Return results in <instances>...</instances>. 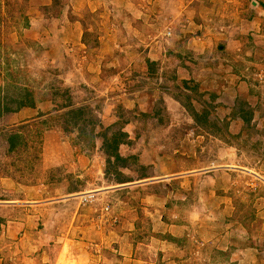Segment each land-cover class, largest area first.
Listing matches in <instances>:
<instances>
[{
  "label": "rangeland",
  "instance_id": "rangeland-1",
  "mask_svg": "<svg viewBox=\"0 0 264 264\" xmlns=\"http://www.w3.org/2000/svg\"><path fill=\"white\" fill-rule=\"evenodd\" d=\"M70 1L0 0V207L26 203L22 210L36 216L21 241L15 231L22 248L31 241L26 262L18 245L3 250V260L31 264L34 255L53 263L46 219L52 230L59 220L57 231L102 219L146 230L150 217L152 226L184 225L174 238L182 242L175 264H264V0H125L127 19L140 21L116 23L110 40L97 39L100 30L109 37L98 24L106 0H80L82 11L65 12ZM60 17H80L94 36L66 38L61 24H51ZM187 96L196 111L209 109V121H227V135L199 128L183 106ZM237 98L253 112L249 125L238 117ZM79 106L95 116L93 145L77 128L62 130L58 116ZM117 130L128 135L119 153L148 166L159 184L139 185L133 168L121 170L130 183L105 177L101 135ZM13 132L20 143L9 153L5 138ZM22 214L0 215V242L13 241L5 221L27 225ZM87 242L75 251L94 259L102 247Z\"/></svg>",
  "mask_w": 264,
  "mask_h": 264
},
{
  "label": "crops",
  "instance_id": "crops-1",
  "mask_svg": "<svg viewBox=\"0 0 264 264\" xmlns=\"http://www.w3.org/2000/svg\"><path fill=\"white\" fill-rule=\"evenodd\" d=\"M44 1L46 5H49L51 3V0H44ZM84 1L71 0L70 1L71 6L70 5L67 6L66 7L67 9H65V12H67V10H69L70 7H72V9L75 11H79V12L82 11L84 9L82 8V2ZM114 1L117 2V4L112 5V6H110L109 0H106L105 4L101 3L102 16H101L100 23L98 24L103 25L104 32L105 34L109 35V37H106V35L101 36L103 31L100 30V32L97 33V35L99 36L97 39L105 40V38H107V40H110L113 35L116 36L114 33H112L111 28L114 26L115 28H117V26H120V25H115L116 23L119 24L120 21H123L125 24H131V23L140 21V19H138L139 17L137 15L135 16V14L133 18L129 17L130 19H127V17L125 16V11L127 10L125 9H128V8H127V2H124L125 0H117V1L114 0ZM93 5L94 3H92L91 6L89 5L88 8L93 9ZM135 10L136 8L134 9L133 13H135ZM42 20L44 21V19ZM42 20L39 22L41 27L43 23ZM47 21L48 20L46 19V22ZM54 23L61 24V27H60L61 29L59 30L61 33L59 34H62L63 30L66 31L67 34H69L66 36V38H69L70 36H72L73 39L81 40L82 38H84L85 35L91 38L94 36V34H91L93 27L89 26L90 24H88V26L87 25L84 26L83 21L80 19V17L74 18L73 20H69L68 17L67 18L60 17V19L54 18L51 24H54ZM84 53L89 56L88 49L84 51ZM87 55L85 56V59L88 60L90 59V57H87ZM167 102L170 104V101L167 100ZM150 181H151L150 178H148V180L144 179L143 181L139 182V185L146 184L148 186V183L149 184L152 183ZM171 181L173 182L174 180H170V182ZM170 182L169 180L162 181V183H170ZM76 192L77 191H71V193L67 192L66 195L76 194ZM64 197L62 199H68ZM75 197L77 196L75 195ZM146 198L150 199L151 197H146ZM184 199L185 198L181 196V200L184 201ZM59 200H61V198L55 199V200L48 199V201H44L43 203L54 201V203L59 204L58 202ZM5 205L6 204L0 207V208H5V210L0 209L2 210L0 212V215L2 214V217H4V213L8 211H11V212L14 211L15 213L23 212L24 217L26 218L25 221H27L30 218L36 217L35 214L31 212V210L30 211L26 209L22 210L23 208L21 207H26L27 206L26 203H24V205H19L13 202V203H8L6 206ZM172 211L175 212L176 210L173 209ZM152 212L153 210L152 208H150L151 216L153 215ZM62 213L64 212L61 211V212H57L56 214H59L60 216L62 215ZM72 216L73 214L70 215V217ZM43 217H46V216H43ZM62 217H64V215H62ZM53 218L55 219V222H53V227H55V229L54 230L51 229L52 227L50 224L51 220H48V219H46V224L44 225L45 227L43 229V233L44 234L47 233V236H51V235L54 236V237L51 236L52 237L51 241L54 242L55 244L54 246L55 252L53 255L54 259L51 260L53 262L51 264H175V262H177L176 260L181 255L180 248L182 247L181 245L182 242L181 241L179 242V240H174V238L179 237V231H182L179 229L181 227H184V225L181 226L180 224H177L178 222H175V221H171L170 223H166L164 221H158L157 226H152V219L148 217L145 224L147 225L150 224V225L148 227L144 226V227H147V229L144 230V232H142L143 230L139 227V225L141 224L135 223V222L126 223V221L123 222V219H121L122 221L119 224H115V225L112 224L113 226L105 225L106 222L103 221L102 219L100 223L97 221V223L95 222L89 225L82 224L80 227L78 224H76L75 226H72V224H70V226L67 227L68 228L67 230L66 229L64 230L61 227L60 228L61 230L57 231L56 229H58L59 220L56 217H53ZM116 220L117 219H113V222H116ZM13 221L14 222H12V224H10V222L5 221L7 223L6 225L8 229L7 236H5V238L9 240H13L12 241L13 245H11L12 242L8 243V241H5V243L0 242V264H8L7 261L3 260V256L7 255V254H3L4 253L3 250L5 249L10 250L11 248H14L15 245H18L16 246L17 251H15V254H19V253L22 254V256L19 257V260L22 257H24L23 254H30V252H28L29 250H26V249L29 247L28 244L31 241L29 240L27 242V246L24 249L22 248L23 243L20 244L17 241V236L15 235L16 230H21V235H20L21 238L18 239L19 241H21L22 235L23 237H25L30 232L29 230L28 231L26 230V227L27 229L29 227L28 226L29 221H27L26 226H24L25 225L24 223L19 224L17 221L15 220ZM140 223H144L142 219L140 220ZM124 224H127V226L128 225L129 226L126 228ZM77 232L81 233L83 236L81 235L79 236ZM1 233L3 234V232ZM67 233L70 234L69 239H65L66 236L64 237V235ZM2 239H3V236H0V241ZM79 239H86V241L84 243L82 242V240L80 241ZM87 240H94L96 247L98 244L100 246V247L98 246L99 248L102 247L104 249L103 250L101 248V252L99 253V248H97L96 252H98L99 254L97 256L93 255L94 259H92V257L89 258L88 255L85 256L86 257L85 259H83L84 253L88 254L87 251L85 250L82 251L81 254H79L78 251H75V248L77 247L85 248L88 245ZM64 246H68L70 250L68 253L69 256H64L62 254V250ZM32 256L26 258L27 260L31 261V264H47L48 263V260L44 259L41 262V259L39 260L35 257L34 259H32ZM160 258H163V259L160 260ZM165 260L167 261L165 262ZM23 261H25V259H23ZM14 263L19 264L16 262ZM26 264H30V263H26Z\"/></svg>",
  "mask_w": 264,
  "mask_h": 264
},
{
  "label": "trees",
  "instance_id": "trees-1",
  "mask_svg": "<svg viewBox=\"0 0 264 264\" xmlns=\"http://www.w3.org/2000/svg\"><path fill=\"white\" fill-rule=\"evenodd\" d=\"M152 66L153 64H149V66ZM188 88V86H187ZM190 89V88H189ZM196 91V86L192 88V92ZM177 101H179L178 97L175 96ZM191 99L190 96L186 97V102H183V106L193 119L196 125H198L199 128L205 130L209 134L213 135H227L228 130V122L223 121L220 122L219 120H208V115L210 113L209 109L206 107L203 109L202 112H198L195 110L194 107H192L191 102L189 101ZM200 100V98H198ZM235 107L237 108V112L239 113L238 117L239 119L245 124L249 125L253 112L247 108L248 104L245 103V100H242L240 98L236 99ZM70 105V104H68ZM87 106H79V107H71L62 114H60L58 117H60V120L62 122V130L63 132H70L71 129L77 128L79 132V137L84 136L88 139L90 142V145L94 144V125L96 123L95 116L92 114H89L87 111ZM102 138V150L105 156V168H104V175L107 178L109 174L114 176V180L116 184H125L130 183L132 180L131 177L126 178L125 174L121 172L123 169H132L133 172L136 173V180H144L153 177V175H150L147 171L149 168L148 166H144V164H137V158L135 156H128L124 157L119 153V146L126 144V139L128 138V135L126 132H123L122 130H117L115 132H112L111 135H107L106 131L104 134L101 135ZM223 138V137H222ZM5 142L7 144V150L8 152H12L16 150L18 144L20 143V136L18 133H10L5 138ZM134 164L136 167H132L131 165ZM162 183V182H161ZM153 184H159L158 182H153L149 185V189ZM71 193V191H68V193ZM153 194L152 191L146 192V197H151ZM186 194V193H185ZM184 195V192H183ZM185 196V195H184ZM187 198L188 195H187ZM144 232V230L142 231ZM141 232V233H142Z\"/></svg>",
  "mask_w": 264,
  "mask_h": 264
}]
</instances>
